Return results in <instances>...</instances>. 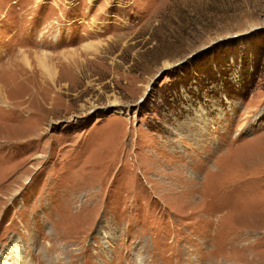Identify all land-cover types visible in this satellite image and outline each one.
Wrapping results in <instances>:
<instances>
[{
    "label": "rangeland",
    "instance_id": "obj_1",
    "mask_svg": "<svg viewBox=\"0 0 264 264\" xmlns=\"http://www.w3.org/2000/svg\"><path fill=\"white\" fill-rule=\"evenodd\" d=\"M0 264H264V0H0Z\"/></svg>",
    "mask_w": 264,
    "mask_h": 264
}]
</instances>
